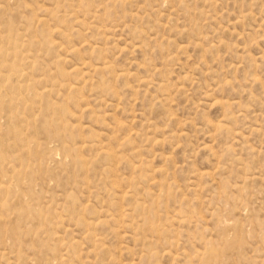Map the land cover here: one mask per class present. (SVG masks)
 <instances>
[{"label":"rangeland","instance_id":"rangeland-1","mask_svg":"<svg viewBox=\"0 0 264 264\" xmlns=\"http://www.w3.org/2000/svg\"><path fill=\"white\" fill-rule=\"evenodd\" d=\"M0 9V264H264V0Z\"/></svg>","mask_w":264,"mask_h":264},{"label":"bare ground","instance_id":"bare-ground-1","mask_svg":"<svg viewBox=\"0 0 264 264\" xmlns=\"http://www.w3.org/2000/svg\"><path fill=\"white\" fill-rule=\"evenodd\" d=\"M2 9H0V11H1ZM2 41V40H1ZM2 43V42H1ZM104 150V149H103ZM106 150H104V152H105ZM107 153V152H106ZM2 187V186H1ZM5 189V188H4ZM84 223H86V222H84ZM93 225V224H92ZM94 227H95V225H94ZM88 228H89V226H88ZM92 228V227H91Z\"/></svg>","mask_w":264,"mask_h":264}]
</instances>
